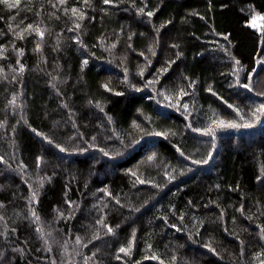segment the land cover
<instances>
[{
	"label": "trees",
	"instance_id": "16d2710c",
	"mask_svg": "<svg viewBox=\"0 0 264 264\" xmlns=\"http://www.w3.org/2000/svg\"><path fill=\"white\" fill-rule=\"evenodd\" d=\"M252 12L264 0H0V264H51L33 191L99 264H264Z\"/></svg>",
	"mask_w": 264,
	"mask_h": 264
},
{
	"label": "rangeland",
	"instance_id": "374dc122",
	"mask_svg": "<svg viewBox=\"0 0 264 264\" xmlns=\"http://www.w3.org/2000/svg\"><path fill=\"white\" fill-rule=\"evenodd\" d=\"M5 1H7L10 5H13V7L15 6V4L19 5L20 3L23 2V0H5ZM20 24L21 23H17L18 30H21L23 28V26ZM29 25L31 24L24 25L28 31H30ZM248 25L257 31H260L262 29V26L264 25V17L258 13L252 12ZM150 162L156 163L158 161H156L154 156H151ZM158 164L160 166H163L164 170H166L170 174H173L176 171V169L167 162L162 161ZM38 197L39 194L35 191H33L32 195H29L30 215H31V219L36 220L37 232L39 234H43L46 237L45 242L47 245V252L50 256L51 264H99L97 261L98 259H96L95 253L91 251L92 247L90 246V244L87 243L86 238L84 237L81 238V236H79L78 234L72 235V233H70L71 235H69L70 237L67 238L66 243H63L62 245L58 243L59 238L62 236H60V233L57 232L58 230L47 226L50 225V223L47 222L46 224V220H44L36 210ZM69 207L71 208V210L73 209V206L70 205ZM69 215L70 214L67 213L66 217ZM57 216L62 217V214L57 213ZM51 230H56V231H51ZM59 248H60V253L57 254ZM127 251L128 250L126 249V252Z\"/></svg>",
	"mask_w": 264,
	"mask_h": 264
},
{
	"label": "snow or ice",
	"instance_id": "6c2138e0",
	"mask_svg": "<svg viewBox=\"0 0 264 264\" xmlns=\"http://www.w3.org/2000/svg\"><path fill=\"white\" fill-rule=\"evenodd\" d=\"M105 2H109V0H105ZM75 12V10H73ZM149 15H151V13H149ZM246 87V86H245ZM221 123V126H223V122H220ZM228 126H231V127H235L236 125H228ZM211 131V130H209ZM109 231H111V229H109ZM120 251L123 253V252H126V249L124 248H121Z\"/></svg>",
	"mask_w": 264,
	"mask_h": 264
}]
</instances>
